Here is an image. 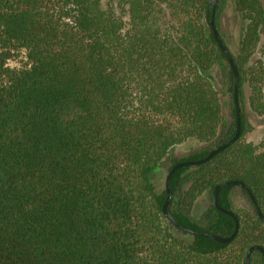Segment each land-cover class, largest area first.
<instances>
[{"label": "trees", "instance_id": "obj_1", "mask_svg": "<svg viewBox=\"0 0 264 264\" xmlns=\"http://www.w3.org/2000/svg\"><path fill=\"white\" fill-rule=\"evenodd\" d=\"M231 2L243 24L236 54L221 31L226 0L213 13L209 0H0V264H245L249 247H264V223L241 188L218 193L238 220L219 243L175 229L155 186L172 147L207 145L170 159L167 172L234 133L233 75L205 22L212 16L238 73L240 136L174 172L168 210L184 227L228 237L234 221L212 195L239 180L264 215V144L243 141L241 106L246 85L264 112L255 61L264 0ZM233 189L248 210L233 207ZM206 190L211 204L196 221L191 208ZM249 264H263L259 251Z\"/></svg>", "mask_w": 264, "mask_h": 264}, {"label": "rangeland", "instance_id": "obj_2", "mask_svg": "<svg viewBox=\"0 0 264 264\" xmlns=\"http://www.w3.org/2000/svg\"><path fill=\"white\" fill-rule=\"evenodd\" d=\"M103 5L106 3V0H101ZM221 31L226 40V44L230 51L234 54L237 53L239 48V42L242 36L241 28L243 24L240 22L237 17L234 7L232 5L231 0H226V6L224 8L221 20ZM262 44L264 45V36L262 37ZM261 60L264 63V46L262 54H258L255 61ZM11 65H17V62L11 63ZM213 78L216 81H220L219 75L217 73L212 74ZM248 87L245 85L244 87V95L242 102V109L245 115V123H246V133L243 135V141L249 142L257 147H262L264 144V112L258 113L255 111L248 100ZM264 94V88H263ZM264 97V96H263ZM229 101V99H228ZM225 115L227 117L228 122L231 121V113L227 106L225 109ZM207 147L206 144L198 142L195 139H189L186 142L176 145L172 147L168 153L167 159L160 166L159 170L155 173V186L156 191L161 193L164 191V179L167 173V167L170 164V159H181L185 158L191 154L199 152ZM189 182H186L182 189L186 191L189 187ZM231 201L232 205L238 211L248 210L249 203L247 198L241 193L239 189H233L231 192ZM211 204V196L209 191H204L193 203L191 208L190 215L194 220H200L203 214L208 209Z\"/></svg>", "mask_w": 264, "mask_h": 264}, {"label": "water", "instance_id": "obj_3", "mask_svg": "<svg viewBox=\"0 0 264 264\" xmlns=\"http://www.w3.org/2000/svg\"><path fill=\"white\" fill-rule=\"evenodd\" d=\"M216 1L217 0H209V5L211 7V12L213 13L214 11V7L216 5ZM205 22L209 28V30L212 33V36L218 46V48L220 49V51L223 53V55L226 57L228 65L231 69L232 75H233V80H232V96H233V103H234V108H235V130L233 135L228 138L227 140H225L224 142L220 143L219 145H217L216 147L212 148L204 157H202L201 159L198 160H184V161H179L177 163H175L166 173L165 179H164V192H165V199L163 201V204L161 206V210L162 213L164 214V216L170 221V223L172 224V226L177 229L180 232L192 235V236H203V237H207L210 239H213L219 243H228L230 242L235 234L236 231L238 229V220L236 215L234 214L233 211L228 210L226 208H223L219 205V201H218V193L221 189L226 188V187H232V186H236L241 188L243 191H245L247 193V195L250 198V201L252 202V204L254 205L255 211L258 215V217L261 219V221L264 223V215L262 214L261 210L259 209L255 197L253 196V194L249 191V189L246 187V185L239 181V180H228V181H224L222 183H219L218 185L215 186L214 190H213V195H212V201L213 204L215 206V208L226 214L229 215L233 221H234V226L235 229L233 231V233L228 236V237H221L219 235L213 234V233H209V232H205V231H198V230H194V229H190L187 227H184L182 225H180L172 216V214L169 212L168 210V206L170 204V201L172 199V192H171V180H172V176L174 174V172L181 167H185V166H198L201 165L205 162H207L208 160H210L213 156H215L216 154H218L219 152L223 151L225 148H227L228 146L232 145L235 141L238 140L239 136H240V107H239V103H238V98H237V83H238V73L236 71V68L234 66V62L232 60V57L230 55V52L228 50V48L222 43L219 34L215 28L214 22H213V17L211 16L210 18H208L207 16H205ZM253 250H257L261 253L262 258H263V264H264V247L261 245H252L251 247H249V249L246 252V256H245V264H249V259H250V255L251 252Z\"/></svg>", "mask_w": 264, "mask_h": 264}]
</instances>
